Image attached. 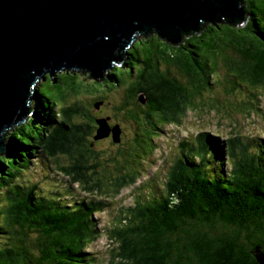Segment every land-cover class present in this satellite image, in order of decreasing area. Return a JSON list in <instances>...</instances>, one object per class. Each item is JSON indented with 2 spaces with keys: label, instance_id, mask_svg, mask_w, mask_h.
Segmentation results:
<instances>
[{
  "label": "trees",
  "instance_id": "16d2710c",
  "mask_svg": "<svg viewBox=\"0 0 264 264\" xmlns=\"http://www.w3.org/2000/svg\"><path fill=\"white\" fill-rule=\"evenodd\" d=\"M241 5L245 10L243 25L236 26L229 17L217 15L194 29L175 32L178 36L172 39L155 33L139 39L123 54L117 51L121 62L88 80L104 92L120 91L121 84L125 85V98L116 108L125 117L118 116L120 122L115 120L114 124L122 128V121L129 119L156 138L158 127L174 120H169L162 108L165 100H159L157 91H152L156 88L162 92L161 86L171 85L186 94L188 109L197 95L203 96L200 89L216 85L210 78L217 76L218 59L233 68L242 85L246 80L256 87L264 77V0H241ZM227 47L233 48L237 62ZM161 63L168 65L165 71L179 83L163 74L164 85L160 82L155 88L146 87V79L137 84L139 75L152 76L161 69ZM170 65L177 68L179 76L170 71ZM89 73L85 70L84 74ZM83 79L80 73L68 69L46 74L29 103L27 120L4 134L8 146L0 154V264H95V256L86 250L99 234L94 212L101 210L100 206L89 200L66 202L62 194L43 193L36 185L29 192L28 185L17 176L21 168L33 164L34 156L45 161L55 159L38 142L47 132H51L55 147L57 141H65L73 147L80 143L94 149L100 124L92 109L85 100L71 104L62 101ZM235 81L237 87L241 85ZM102 96L96 102H101ZM144 96L149 97L148 102ZM96 102L92 103L97 109L104 103L97 107ZM250 102L243 98L237 106ZM116 116L112 113L113 118ZM109 123L114 126L110 119ZM141 137L140 148L153 143V138L146 141L145 134ZM36 144L42 145L41 152L32 153L31 147ZM179 150L163 190L159 186L160 193L152 197L150 191L146 205L150 206L141 208L130 220L135 226L130 227L126 220L127 227L118 233L119 258L135 264H264V139L239 134L235 140H223L219 134L204 131L181 141ZM82 154L88 156L87 152ZM122 156L126 187L142 171L131 169L132 159ZM99 161L91 162L95 165ZM87 165L85 161L80 164L86 169L84 175H89ZM112 168L104 164L109 181L99 180L107 190L114 189L113 183L121 178L110 179ZM128 171H132L129 178ZM97 199L102 202L104 197Z\"/></svg>",
  "mask_w": 264,
  "mask_h": 264
},
{
  "label": "rangeland",
  "instance_id": "374dc122",
  "mask_svg": "<svg viewBox=\"0 0 264 264\" xmlns=\"http://www.w3.org/2000/svg\"><path fill=\"white\" fill-rule=\"evenodd\" d=\"M143 37H145V34L141 38ZM139 39L136 41H139ZM134 42L130 44V47L134 46L132 45ZM227 49L229 54H231L232 59L236 61L237 57L233 56L235 54L233 48L227 47ZM164 63H161V70H168V65H165ZM159 70L160 69L157 68V72L155 71L150 77L145 73L143 76L139 75L137 84L141 85L140 82L146 79L148 81L146 87L149 86L150 88H155L154 85L163 82L161 81L163 74H166L169 78L171 77L168 75L169 71L159 73ZM170 71L179 76L177 68L173 65H170ZM216 72L217 76H212L210 78V83L215 81L216 85L213 88L211 87L212 89L210 87L200 89L203 96L199 97L197 95L193 100V104L188 109L187 106H185V100L187 98L186 94L175 89V87L171 85L161 86L162 92L156 88L152 91H157L156 95L160 97L159 100H165L162 108H164V111L168 112V119L179 122V125L174 132H163L158 134L159 136L154 139L153 137L155 136L146 133L141 125L134 121L130 122L128 119L129 122L122 121L121 123L123 129L121 142L114 140L115 137H113L112 140L110 137L111 135L104 133L103 136L99 137V133H97V140L98 138H102V140H99L96 143L94 141L95 147L92 145L94 149L81 145L80 143L77 147H73V145L70 143L67 144L65 141H57V147H55L50 140L51 132H47L46 136L38 141H41V144L45 145L49 152L54 156L56 162L54 159H52L53 161H45L46 171L44 174L47 173L48 176L45 178L43 177V179H34L35 175H37L34 168H31L28 173H22V177L26 178V183L29 181L28 179L32 180L31 183L37 181L39 188L48 193L54 191L53 187H57L54 183H57L58 181V189H56L57 191L55 190L56 192L54 194L58 195L61 192L60 189L68 187L73 195V197L71 195L67 196L68 199H75V196H78L76 194H81L89 197L88 199H92L88 193L83 192L84 190L94 192V194L99 197H104V210L96 215L101 222L99 225L100 227H98V232L101 234H98L97 239L89 246L90 253L93 254L97 260L96 264H108V261L109 264H135L119 258L120 245L117 247V242H120L119 237L121 236L118 235V233H121L123 229L127 227V222L124 223L123 221V223H121L120 219L124 217L127 209L135 207L137 197L144 196L149 183L156 186L157 181H161V183L165 181L168 168L176 154V151H174L175 142L181 140L180 137L191 138L200 132V130L207 129L211 130L210 132L221 134L224 138L228 136L232 140H235L239 134L264 136V77H261L258 84H255L256 87L249 84L246 80H244L242 85V80L234 76L236 72L232 67L228 66L223 59H218V69ZM74 73H80V77L85 78L83 80L89 82V84L82 81L76 90L63 96L62 101L64 103L71 104L76 101L85 100L96 117L107 116L112 123H115V120L120 122L118 116L125 117V114L121 112L119 108L116 109L118 107V101L120 99L122 100V97L125 98L123 94L124 84H121L122 89L120 91L113 90L110 92L107 90L105 93L104 91H101V89L97 90L96 85L93 82H90L94 77L92 72H90L88 76L84 74L85 70L74 71ZM140 76L142 79H140ZM42 78L43 76H40L39 80ZM235 80L241 82V85L238 84L237 87ZM172 82L174 81L172 80ZM130 84L131 82L129 81L128 85ZM162 85H164V82ZM231 85L232 87L237 88L235 92H233ZM99 95H103L101 98L104 100V103L99 109H97L94 107L93 103L97 101ZM252 95H255V97L258 96V99H254ZM213 96L219 97V99H215ZM142 98L143 95L140 94V99ZM243 98L245 100L248 98L251 102L237 106ZM90 103H92V105H90ZM61 108L59 107L57 110H60ZM184 110H186L185 113L181 114ZM112 113L117 116L113 118ZM74 118L75 116L72 119ZM22 123L23 122H20L19 124ZM137 125L140 126L138 129L136 128ZM171 125L174 124L169 121L166 123L163 130L167 131L168 129L173 128ZM137 133L139 136L136 139L135 136ZM141 134L146 135V137H144L146 141L153 138L157 147L154 146L152 148L151 144H146L140 148L143 143V141H141V138H143L141 137ZM77 142H80V140ZM139 148L140 150H138ZM82 152H87L88 156H85V158ZM109 152L112 153V156L108 155ZM122 155H126L128 158L132 159L133 163L131 169H136L141 172L142 167H144V173L139 175L135 183L126 187L124 186L127 184V181L123 179V170H125V168L120 158ZM97 158H100V161L94 165L91 161L96 162ZM82 161H85L88 164L87 170L89 168V175H84L86 169L80 166ZM59 163L65 174L59 171L53 172L55 174L51 173L52 170H59ZM104 164H111V166H113V174L110 176V179L121 177L113 183L116 184L114 185V189L107 190L100 185L102 183L99 182L101 178L106 182L109 181L107 173L104 172L107 167H104L103 170ZM114 164H116L115 167ZM66 173L70 177H68ZM128 173L129 178L132 171H128ZM118 186L124 188L121 190L117 188ZM74 213L76 215V211ZM94 219L98 221V218ZM128 224L130 227H134L135 221H129ZM113 225L116 226V234L112 229Z\"/></svg>",
  "mask_w": 264,
  "mask_h": 264
},
{
  "label": "water",
  "instance_id": "95a60500",
  "mask_svg": "<svg viewBox=\"0 0 264 264\" xmlns=\"http://www.w3.org/2000/svg\"><path fill=\"white\" fill-rule=\"evenodd\" d=\"M217 15L245 23L240 0H0V148L4 130L30 113L40 76L65 69L101 76L136 31L155 27L172 38ZM109 119L97 118L99 137L113 130L119 141L121 127Z\"/></svg>",
  "mask_w": 264,
  "mask_h": 264
},
{
  "label": "bare ground",
  "instance_id": "6f19581e",
  "mask_svg": "<svg viewBox=\"0 0 264 264\" xmlns=\"http://www.w3.org/2000/svg\"><path fill=\"white\" fill-rule=\"evenodd\" d=\"M157 33L160 35V31H157ZM172 39V38H171ZM119 62V60H117V62L116 63H118ZM89 71H90V69H89ZM90 72H92V71H90ZM92 74H93V76H95V74L92 72ZM42 80V79H41ZM41 80L39 81V83L41 82ZM102 101H104L103 99H102ZM57 108H59L58 106H57ZM56 108V109H57ZM61 110V109H60ZM44 124H48L46 121H45V123ZM50 125L56 130L57 128H55L56 127V125H54V124H52V123H50ZM104 133H106V132H104ZM40 146V145H39ZM41 151V150H40ZM77 195V194H76Z\"/></svg>",
  "mask_w": 264,
  "mask_h": 264
},
{
  "label": "flooded vegetation",
  "instance_id": "af4514ba",
  "mask_svg": "<svg viewBox=\"0 0 264 264\" xmlns=\"http://www.w3.org/2000/svg\"><path fill=\"white\" fill-rule=\"evenodd\" d=\"M139 127H140L139 125L136 126L137 129H138ZM138 136H139V134L137 133V136H136V137H138Z\"/></svg>",
  "mask_w": 264,
  "mask_h": 264
},
{
  "label": "clouds",
  "instance_id": "9594fccd",
  "mask_svg": "<svg viewBox=\"0 0 264 264\" xmlns=\"http://www.w3.org/2000/svg\"><path fill=\"white\" fill-rule=\"evenodd\" d=\"M161 70V69H160Z\"/></svg>",
  "mask_w": 264,
  "mask_h": 264
}]
</instances>
